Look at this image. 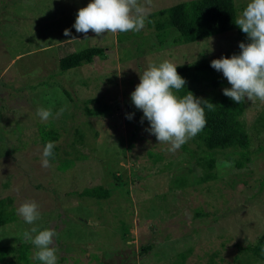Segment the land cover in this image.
<instances>
[{
    "label": "rangeland",
    "instance_id": "374dc122",
    "mask_svg": "<svg viewBox=\"0 0 264 264\" xmlns=\"http://www.w3.org/2000/svg\"><path fill=\"white\" fill-rule=\"evenodd\" d=\"M183 1L140 0L145 27L119 38L85 37L73 27L91 0H0V199L9 198L16 215L0 227V244L27 242L23 233L35 227L33 237L44 229L59 235L57 264H246L251 255L240 247L264 232V127L256 122L264 103L245 99L253 134L245 165L220 153L216 178L198 182L201 168L190 158L196 144L168 152L131 100L151 64L211 63L250 43L237 29L189 43L178 42L174 28L157 31L149 14ZM249 2L234 0L237 17ZM91 45L104 46V56L60 71L64 57ZM205 89L194 96L205 98ZM41 107L52 111L47 122L37 115ZM50 129L58 132L57 153L44 168L40 132ZM184 173V185H176ZM26 201L40 206L34 224L17 214Z\"/></svg>",
    "mask_w": 264,
    "mask_h": 264
},
{
    "label": "clouds",
    "instance_id": "9594fccd",
    "mask_svg": "<svg viewBox=\"0 0 264 264\" xmlns=\"http://www.w3.org/2000/svg\"><path fill=\"white\" fill-rule=\"evenodd\" d=\"M150 3V0H148ZM147 8L140 0H91L79 9L73 27L85 37L89 31L102 37L105 33L140 32L145 27ZM235 24L247 34L250 43L239 44L242 50L231 58L223 57L211 62V66L222 72L231 88H225L223 94L241 104L247 98L255 103H264V0H250ZM70 36V29L65 30ZM186 80L177 71V65L163 61L158 66L149 65L140 75V83L131 94L135 107L144 113L143 119L150 122L147 129L155 135L159 143L170 145L167 151L175 153L190 139L194 138L206 126L205 108L212 110L213 103L195 97L191 92L182 98L177 93L185 88ZM61 108L57 116L63 114ZM37 115L42 122L52 116L51 109L39 108ZM128 119H132L129 115ZM55 143L49 141L43 149L41 165L50 167L49 158L54 156ZM17 214L28 224H34L41 218L40 206L36 201H26L17 209ZM23 233L24 240L35 246L34 259L42 264H57V250L54 229Z\"/></svg>",
    "mask_w": 264,
    "mask_h": 264
},
{
    "label": "trees",
    "instance_id": "16d2710c",
    "mask_svg": "<svg viewBox=\"0 0 264 264\" xmlns=\"http://www.w3.org/2000/svg\"><path fill=\"white\" fill-rule=\"evenodd\" d=\"M148 17L157 31H168L174 28L178 32L176 40L180 43L195 42L234 29H237L242 36L245 35L235 24L237 15L234 0H187L151 12ZM122 35L123 33H120L119 38ZM105 50L104 46L91 45L72 52L61 60L59 69L60 71H67L83 64H89L94 57H103ZM177 71L186 80L185 88L180 90L177 95L182 98L188 92L194 95L197 92H202L205 88H209L208 91L205 89L206 97L202 100L216 105L212 110L205 108L206 126L191 139L196 144V150L191 151L190 158L195 161L202 172L198 177V182H206L216 178L217 155L220 153L226 155L227 160L232 162L235 167L242 168L245 162L249 160L253 136L247 129L244 117L246 102L238 104L223 94V90L231 88V85L230 87L227 86L228 81L211 66L206 58L178 65ZM220 87L223 89L220 90ZM91 112L97 114L96 109ZM256 122L260 127H264V111L258 116ZM253 128H255L253 131L257 132L258 129ZM40 137L44 148L49 141L57 140L58 132L50 129L40 132ZM132 144L130 142V146ZM182 148L186 149L187 145L184 144ZM53 152L54 156L49 158L50 160L56 156V146ZM233 154H238L239 157L235 158ZM148 155L153 162H158L162 158L160 154L151 151H148ZM164 166L169 167V163ZM176 176V185H184L186 174ZM116 179L120 180L118 175H116ZM91 189L92 193H96V187ZM10 205L9 198L0 199V227L16 220L15 210ZM56 237L59 235L57 234ZM240 250L251 255L246 264H254L257 261L264 264V232L254 243L240 247ZM32 251L28 242L1 243L0 264L35 263V252ZM205 264H216V261L210 258Z\"/></svg>",
    "mask_w": 264,
    "mask_h": 264
}]
</instances>
